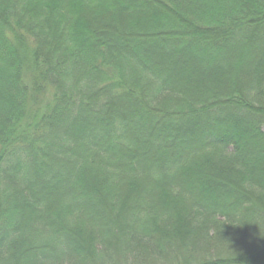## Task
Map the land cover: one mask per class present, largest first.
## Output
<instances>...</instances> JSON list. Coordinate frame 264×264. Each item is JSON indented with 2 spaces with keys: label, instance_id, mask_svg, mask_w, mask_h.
Returning <instances> with one entry per match:
<instances>
[{
  "label": "trees",
  "instance_id": "16d2710c",
  "mask_svg": "<svg viewBox=\"0 0 264 264\" xmlns=\"http://www.w3.org/2000/svg\"><path fill=\"white\" fill-rule=\"evenodd\" d=\"M0 264H264V0H0Z\"/></svg>",
  "mask_w": 264,
  "mask_h": 264
}]
</instances>
